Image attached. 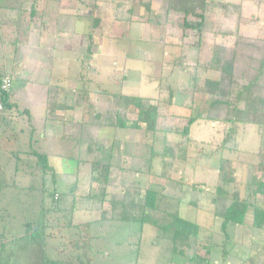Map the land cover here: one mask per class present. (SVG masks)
Segmentation results:
<instances>
[{"label":"rangeland","instance_id":"374dc122","mask_svg":"<svg viewBox=\"0 0 264 264\" xmlns=\"http://www.w3.org/2000/svg\"><path fill=\"white\" fill-rule=\"evenodd\" d=\"M219 1L233 4L240 0H206L202 31L196 33L183 31L177 24L180 18L174 15L165 21L163 0H152L151 12L138 7L132 14L127 10L133 0H0V50L4 46L10 50L16 42L17 56L23 57L29 51L31 57L26 59L25 67L32 64L37 74L49 73L55 55H60L63 61L68 60L69 70L75 71L81 67L83 51L89 47L92 52L83 64L86 79L81 81L78 74L70 77L77 87L69 88L71 97L67 94L74 110L63 112L67 118L73 115L72 121L85 122L83 129L74 125L71 138L66 137L56 146L63 155L49 157V163L56 171L57 192L66 194L69 187L74 188L58 201L57 208L61 210L58 213L52 208V188L46 185L42 190L41 173L35 169L36 160L31 155L33 150L44 149V144L38 140L31 145L29 139L37 138H30V134L42 124L33 118L41 107L39 97L49 92L51 101L55 102L59 89L48 85L49 74L39 76V81L48 88L46 91L37 87L23 91L19 81L12 76L11 95L5 110L13 116V123L2 126L0 114V264H42L43 247L49 260L59 264L75 260L77 250L74 245L79 231L70 227L68 221L73 224L91 221L89 233L92 239L88 243L91 249L82 247L78 252L83 262L194 264L182 256H171L169 241L159 229V225L169 227L166 212H177L198 224L196 252L204 259L210 255L208 264H254L259 254L264 255V230L251 227V214L247 212L243 224L230 227L228 238L223 241L220 218L215 217L213 205L196 187L213 189L218 183L219 160L227 158L234 174V181L227 188L236 191V178L249 180L252 166L259 168L258 160L254 159L256 150L251 153V146L260 149V160L264 161V138L259 144L261 139L251 125L237 126L230 143L233 150L221 148L224 124L205 118L208 95L191 89L193 66L197 59L206 61L210 57L212 45L221 41L220 31L231 32L223 40L229 46L228 56L232 51L235 53L234 73L243 79L241 81L255 76L257 71L253 66L259 65L258 60L264 54V0H242L240 13L232 10V15L226 18L220 16ZM32 6L35 12L30 15ZM7 15H12L13 20H8ZM5 16L10 22L6 27L3 24ZM95 17L100 18V22L93 27ZM28 26L21 39V32ZM92 31V36L88 37ZM65 32L71 35L76 32L79 36L76 35L77 39L69 37L66 41ZM206 75L218 77L214 71H206ZM263 81L264 77H261L255 88L260 94L264 91ZM84 85L89 88L87 94ZM168 90L173 91L172 104L157 101L163 111L159 124L181 128L187 116L194 114L197 117L191 126L193 141L180 146L170 165L162 163L158 154L162 151L164 138L173 141L179 134L157 131L151 135L140 128L99 126L103 118L91 117L97 112L103 115L106 109L112 111L111 93L147 96L156 102L157 99L166 100ZM30 95L33 97L31 105L26 99ZM30 107L32 118L27 113ZM170 111L176 114L171 116ZM128 118L133 120L135 116L128 114ZM58 137L60 133L57 132L55 139ZM76 137H80V142L75 151ZM97 142L104 143L101 151L94 149L91 153L86 150L88 144L95 148ZM76 158L102 159L114 166L116 185L105 186L107 196L100 209L94 207L97 198L88 197H99L102 185L89 182V163L82 161L76 166ZM149 166L150 171H140ZM127 183L134 184L127 188L133 196L137 189L143 193L149 186L160 193L161 210L151 213L155 217L153 223L141 226L138 222L117 219L120 204L110 202V198L113 196L120 201ZM72 206L75 208L71 211ZM26 222L33 225L35 234H25ZM44 223L47 227L42 226ZM84 240L82 238L81 242ZM207 244L210 254L205 249Z\"/></svg>","mask_w":264,"mask_h":264},{"label":"trees","instance_id":"16d2710c","mask_svg":"<svg viewBox=\"0 0 264 264\" xmlns=\"http://www.w3.org/2000/svg\"><path fill=\"white\" fill-rule=\"evenodd\" d=\"M165 2L163 18L165 21L172 15L180 18L177 24L183 31L200 33L202 31L203 22L205 19V7L207 5L206 0H163ZM241 1L237 3L230 4L229 2L218 3L219 10L221 12L220 16L226 18L232 15V10H237L240 13ZM95 5H98L95 2ZM152 0H133V5L128 6V12L132 14L137 10L138 7H143L147 12L152 10ZM35 9H30L29 14H34ZM159 22L158 19L155 20ZM92 26L95 27L99 24L100 18L95 17L92 21ZM220 31V30H219ZM93 34L89 32L88 37ZM221 41L220 43H215L211 47L210 57L206 61L197 59L196 64L193 66V84L191 85L192 90H200L208 95V107L205 118L210 121L218 120L224 124V136L223 140L220 142L221 148H229L233 150V146L230 144L232 142V136L238 125H248L256 126V128H264V91L260 94V91L255 90L258 86V81L261 77H264V54L259 58V65L253 66L256 70L255 76L246 79L245 81L240 77H237L234 73L235 65V53L232 51L231 55L228 56L229 46L226 44V40L223 37L227 34H231L227 29L219 32ZM92 56V52L89 47L83 51L81 58V67L78 71V77L86 79L85 73L82 71L83 64L88 61ZM206 71H214L218 73V77L211 78L206 75ZM202 78L201 80H199ZM80 81V82H81ZM87 81V80H85ZM87 83V82H86ZM260 85V84H259ZM264 89V81L261 84ZM85 93L89 92L88 86L84 85ZM50 90V89H49ZM74 91V90H73ZM169 91V90H168ZM49 93V92H48ZM66 95L71 93L69 89L65 90ZM76 93H80V90H76ZM9 94V93H8ZM6 94L3 99L4 111L7 108V96ZM50 98V97H49ZM112 98V111L106 109L103 115L100 112L91 114V117L103 120L98 124L99 126L113 125L114 127L129 129V128H140L145 133L154 135L157 131H165L168 135L179 134V138L173 141H168L166 138L163 140L162 151L158 154L161 155L162 163L166 162L169 165L172 161L176 159V153L178 152L180 146L193 141L191 138V126L197 120V117L193 114L185 118L184 124L181 128L177 126H164L162 123L159 124V118H162L163 111H161V105L157 101L165 102L169 105L172 104L173 91H169V95L166 100L157 99L156 102H152L151 97L147 96H137L130 94H122L120 92L111 93ZM50 100V99H49ZM56 104L61 110L73 109L74 105L67 104L65 102H51L49 105ZM48 105V107H49ZM90 105V104H89ZM90 107V106H89ZM171 107V106H170ZM128 114H133L135 118L133 120L128 118ZM169 114L174 116L175 111H170ZM139 126V124H141ZM83 124L85 122L77 121L76 128L83 129ZM74 125H69V132L67 137L70 139L74 130ZM78 130V131H79ZM81 132V131H80ZM80 132H77L79 134ZM167 137V135H166ZM93 138V137H92ZM41 139V138H40ZM39 138H32L30 144L36 143ZM90 139V138H88ZM75 151L78 150V144L80 142V137L75 138ZM99 141V140H97ZM103 144L100 145L97 142L95 148L93 144H88L86 150L91 153L96 150V152L101 151ZM82 143L80 144V146ZM83 146V145H82ZM85 149V148H84ZM153 149V148H152ZM154 154V152L151 150ZM57 153V152H56ZM33 154V155H32ZM157 154V153H155ZM31 155L36 160L35 169L41 173V183L42 190L47 186H51V200L52 208L58 213L57 203L60 199H63L70 193L74 188L69 187L66 194H60L57 192L56 186V171L54 167L49 163V157L54 155L49 153V151L42 150L31 151ZM55 155H63L58 152ZM264 156V155H263ZM89 163V182H97L102 185V192L100 196L90 195L88 198H97L94 207L100 209L104 198L107 196L105 192V186L107 184H115L113 179V169L114 166L110 161H104L102 159H86L81 160L76 158V166L80 162ZM230 160L227 158H221L218 164V183L213 186V189L205 188L201 185H196L198 192H203L206 197V201L213 205V213L215 217L220 218L219 229L223 234V241L228 238V232L230 227L243 224L248 208L250 205L253 206V211L251 214V227L264 230V204L260 205L255 202L256 197L260 194L264 196V161H260L256 168L257 173H262L258 178L256 183L250 187H247V194L241 196L239 191L229 190L227 187L230 183L234 181L233 171L230 169ZM120 168V167H119ZM121 169V168H120ZM151 166L146 169H140V171L146 172L150 171ZM138 169H134V171ZM125 190L123 191V196L120 201L115 200L116 197H111L110 202H118L120 204V213L118 216L119 221L125 222H138L141 226L146 223H153L152 219L155 217L151 216V213L158 212L160 209L158 200L161 195L158 191L149 186L144 189L142 193L139 189L135 191V196L129 193L130 186H134L132 183H127L124 185ZM93 207V206H91ZM74 206L71 207V211L74 210ZM163 210H167L163 208ZM70 212V211H69ZM169 215L170 224L169 227L159 225V229L163 234V237L169 241L171 256H182L186 259L191 260L194 264L197 262L201 264H208L209 257L203 258L196 252L197 242H198V231L199 226L196 222L187 220L177 212H166ZM55 222V219H52ZM99 222V221H97ZM168 222V221H167ZM68 225L76 227L79 231V238L75 243L77 252L74 257L75 260L65 261L66 264H89V262H83L79 257V250L84 247L85 249H91L88 243L91 241L90 228L91 221L73 224V222L68 221ZM47 223L42 224V226L47 227ZM100 224V223H97ZM158 224V223H156ZM36 225V223L34 224ZM54 225V224H52ZM57 225H60L57 222ZM32 224L26 222L25 234H35L32 229ZM142 229V228H141ZM141 231V230H139ZM34 232V233H33ZM84 238L85 242H81ZM88 244V245H87ZM44 245V244H43ZM205 246V249L209 252V244ZM2 248V243L0 244V251ZM84 250V249H83ZM42 256V264H59L56 260H49L46 257L45 248ZM210 254V252L208 253ZM258 258H255L254 264H264V255L259 254ZM62 263V264H64Z\"/></svg>","mask_w":264,"mask_h":264},{"label":"crops","instance_id":"0c3cea01","mask_svg":"<svg viewBox=\"0 0 264 264\" xmlns=\"http://www.w3.org/2000/svg\"><path fill=\"white\" fill-rule=\"evenodd\" d=\"M8 20H13L12 15H7ZM5 18H3V24L4 27L9 26L10 22L8 20H5ZM32 19V17L30 18V20ZM31 23V22H30ZM41 28H44V25L41 26ZM29 29V26L23 30V32H21L20 37L21 39L24 38V34L27 33ZM65 36H63L66 41H69V37H74L75 39H77L76 37L79 36V34H77L76 32H73L72 35L70 33H63ZM77 35V36H76ZM30 38L29 36H27V41L29 42ZM54 43V42H53ZM15 44L11 45V48L9 50L8 47H3L2 51L0 50V76L5 74V73H9L13 76V78H16V80L19 81V86L20 88L24 91L29 89H33V88H39L41 91H46L48 90V88L45 85V83H42L41 81H39V76L41 75H48L49 76V82L48 85L52 86V87H56L58 88V94L55 95L56 96V102L62 101L65 102L67 104L71 103V93L70 97L68 98L65 90L69 89V88H77L76 86V81H73L70 77L71 76H75L78 73V70L80 68V66H78V69L75 71H70L68 68V60L65 59V61H63L61 59L60 55H55L52 60V63L50 64V67L48 69L49 73L47 74V72H43V74H37V71H34V69H32V64H30V66L25 67V61L27 58H30L31 55L29 54V51H27V53L21 57L20 55L17 56L16 53V47ZM74 44V43H71ZM70 47V48H69ZM69 50L71 49V46H68ZM75 50V49H74ZM26 52V51H25ZM78 52H81V50L79 49ZM75 62H77V60H74ZM78 62L80 63V58L78 59ZM25 71V73H23ZM15 72V73H13ZM68 72V73H67ZM69 72L71 74H69ZM73 72V73H72ZM67 74V75H66ZM75 84V85H74ZM74 85V87L72 86ZM13 92V90H12ZM48 92V91H47ZM41 94V92H40ZM11 93L8 94L7 96V104H8V100L10 97ZM69 96V95H68ZM27 102H29V105L32 104V99L33 97L30 95L27 98ZM25 99V100H26ZM51 97L49 98V93L45 92L44 97L40 96L39 97V101L41 104L40 110L38 111V114L36 117L32 116V107L27 109V113L31 115L30 118H36L39 119L41 121V127L37 128L35 131H33L30 134V138L36 136L37 138H41L40 142L42 144H44V149L45 151H49V153H53L54 155L51 156H57L55 154H57L58 149L56 148V146L58 147L59 143L62 142L66 137L68 132L70 131L68 129L67 126L69 125H76L77 122L72 121L71 118L73 117V115H71L69 118H67V116H64L63 112L64 110H61L56 104L54 105H49L50 104V100ZM52 102V101H51ZM49 105V107H48ZM71 109H68L67 111H70ZM25 112V110L23 111ZM36 112V111H35ZM26 113V112H25ZM1 119H2V126L4 125H9L10 123H13V116L9 115V113L5 110L3 114H1ZM31 126V125H30ZM32 129L34 130L35 128L32 127ZM251 129H254L253 132L257 133L258 136L260 137L261 141L259 144H262L263 141L262 139L264 138V128L262 130H260L261 128H256V126H251ZM60 133V137H58L57 139H55V134L56 133ZM62 139V140H60ZM69 139V138H67ZM242 139V137H241ZM31 139H29L30 141ZM76 143V142H75ZM258 144V146H259ZM255 146H251V153L253 152V150H256V154H254V159H257V164L261 161L260 160V152H259V148L255 149ZM57 152V153H56ZM250 153V154H251ZM253 167V171L252 174L249 176V180L246 177H243L241 179L236 178V190L239 191L241 196L246 195L247 192V187L248 185L250 187H252L256 181L257 178L262 174H257L256 171V167L255 165L252 166ZM258 169V168H257ZM264 179V177H263ZM246 190V191H245ZM262 195H258L256 197L255 202H257V204L263 205L264 204V198H262ZM253 211V206L250 205L248 208V211L250 214H252Z\"/></svg>","mask_w":264,"mask_h":264},{"label":"built area","instance_id":"2783aa9c","mask_svg":"<svg viewBox=\"0 0 264 264\" xmlns=\"http://www.w3.org/2000/svg\"><path fill=\"white\" fill-rule=\"evenodd\" d=\"M12 89V75L5 73L0 76V114L4 113V96L11 92Z\"/></svg>","mask_w":264,"mask_h":264},{"label":"water","instance_id":"95a60500","mask_svg":"<svg viewBox=\"0 0 264 264\" xmlns=\"http://www.w3.org/2000/svg\"><path fill=\"white\" fill-rule=\"evenodd\" d=\"M37 228V227H36Z\"/></svg>","mask_w":264,"mask_h":264}]
</instances>
